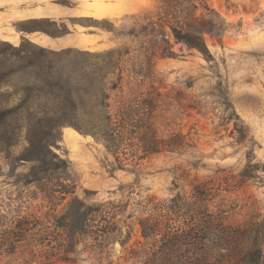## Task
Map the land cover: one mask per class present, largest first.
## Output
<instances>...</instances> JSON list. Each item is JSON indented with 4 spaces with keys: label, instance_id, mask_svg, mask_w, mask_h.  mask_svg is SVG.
<instances>
[{
    "label": "rangeland",
    "instance_id": "rangeland-1",
    "mask_svg": "<svg viewBox=\"0 0 264 264\" xmlns=\"http://www.w3.org/2000/svg\"><path fill=\"white\" fill-rule=\"evenodd\" d=\"M207 1L219 34L206 35L211 57L185 50L157 61V77L146 82L142 98L151 102L146 123L163 139L181 136L180 151L140 159L137 140H125L114 153L95 137L85 107L75 117L38 115L54 107L51 96L24 113L16 145L0 153V264H146L150 242L141 219L180 194L191 196L195 187L208 195L199 204L223 211L231 224L256 220L264 227V0ZM146 10L155 12L157 1L0 0V42L30 41L26 48L72 73L69 86L85 100L82 52L123 43L102 20L128 29L131 17ZM41 19L51 22H32ZM14 85L48 84L22 75ZM118 95L111 98L113 111ZM70 119L77 126L65 123ZM45 147L62 160L48 155L32 161ZM47 187L56 191L55 201ZM74 189V196L66 195ZM84 204H104L114 218L101 241L95 227L81 235L68 229ZM78 222L74 229L80 231Z\"/></svg>",
    "mask_w": 264,
    "mask_h": 264
},
{
    "label": "trees",
    "instance_id": "trees-1",
    "mask_svg": "<svg viewBox=\"0 0 264 264\" xmlns=\"http://www.w3.org/2000/svg\"><path fill=\"white\" fill-rule=\"evenodd\" d=\"M156 1L157 10L133 15L134 24L128 29H118L111 19L102 20L107 25L105 29L123 43L103 52H82L85 62L82 71L89 81V86L84 89L85 100L69 86L72 73L61 71L47 56L26 48L25 42L31 44L30 41L24 39L20 46L1 41L0 46L6 49H0V153L8 152L16 145L15 137L24 113L34 110V102L42 98L49 100L50 96L56 101L54 107L45 111L39 109L38 115L47 118L62 113L75 117L85 107L95 137L104 140L114 153L125 140H137L142 151L140 159L180 151L184 146L181 136L163 139L146 123V118L151 115L146 107L151 102L142 99L146 93L144 88L147 81L157 77L155 65L159 60L179 58L185 50L211 57L206 35L218 37V24L210 17L212 9L207 0ZM177 46L182 54L176 51ZM38 49L46 51L41 47ZM22 75L32 76L48 85H27L17 90L14 81ZM33 91L40 94L32 95ZM20 93L23 96L18 99ZM113 93L120 94L119 107L115 111L111 105ZM65 123L75 125L72 119ZM48 155L62 160L45 147L32 161L44 162ZM47 190L48 198L55 201L56 191L48 187ZM69 194L74 196L75 189L66 191V195ZM207 199L206 191L195 187L191 196L180 194L170 204L157 207L155 214L141 219L142 236L150 242L146 264H264L263 225L256 220L244 225L231 224L223 211L215 212L199 204ZM83 206L76 211L75 220H69L68 229L81 235L89 234V228L95 227V239L101 241L112 231L114 218L107 215L109 211L104 204L94 208ZM76 220L80 222V231L74 229Z\"/></svg>",
    "mask_w": 264,
    "mask_h": 264
}]
</instances>
